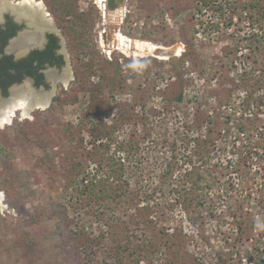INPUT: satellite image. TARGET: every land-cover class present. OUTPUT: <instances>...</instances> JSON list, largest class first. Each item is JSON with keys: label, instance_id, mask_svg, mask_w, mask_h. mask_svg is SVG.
Returning a JSON list of instances; mask_svg holds the SVG:
<instances>
[{"label": "rangeland", "instance_id": "374dc122", "mask_svg": "<svg viewBox=\"0 0 264 264\" xmlns=\"http://www.w3.org/2000/svg\"><path fill=\"white\" fill-rule=\"evenodd\" d=\"M240 1L231 13L229 4L227 12L219 10L221 4L201 11L209 3L201 5L199 0H125L121 18L125 22L115 32L121 29L126 36L162 47L138 55L115 49L110 45L114 36L106 42L111 53L98 41L89 43V38L82 37L81 59L87 67L79 74L82 84H73L52 110L36 108L30 112L32 116L18 115L10 125L0 127L3 246L11 245L15 237L17 244L23 243L31 215L48 214L49 205L62 202L70 209L65 244L58 250L60 264H259L258 254L264 249V238L259 236L264 233V130L248 127L246 134L239 136L240 126L229 128L220 103L231 99L232 105L239 104L249 96L253 106L246 110L255 114L254 107L264 99V18L260 27L249 15L239 14L258 2L262 16L264 0ZM81 5L87 9L86 3ZM89 6L93 21L89 17L88 25L94 27L93 32L96 28L100 31L105 26L99 10L94 4ZM94 35L98 40V33ZM73 45L78 56V41ZM175 47L183 49L179 56ZM181 94L183 100L178 101ZM258 115L264 121V106ZM104 125L114 126L111 137L94 140L89 131ZM198 137L200 141L213 139L210 156L196 150ZM117 141L125 145L141 142L145 152L142 157L141 149L132 152V160L126 161L131 186L123 188L120 197L107 200L113 219L126 227L122 245L129 244V248L119 254L110 249L116 247L115 242L89 243L85 235L80 239L69 235L70 231L80 232V217L90 208H83L75 198L78 186L72 183L73 165L80 162L87 168L85 173H92L102 161L107 169L114 158L126 157ZM45 144L58 152L52 162L56 167L42 162ZM171 159L176 167L169 180L164 173ZM193 168L213 178V189L206 190V205H198L202 193L191 181L183 188L186 182L182 179L189 172L193 175ZM192 177L196 179V175ZM14 178L17 182L12 184ZM25 180L36 189L34 197L16 195L17 186ZM179 192L186 194L184 202H178ZM209 204L215 207L210 210ZM94 209L102 208L96 205ZM257 212L262 227L246 225L244 221ZM43 225L50 229L56 223L51 220ZM86 226L90 234L102 231L109 235L105 221L94 220ZM148 256L154 259L146 261ZM14 258L15 264L28 261L27 255L6 256L0 264L12 263Z\"/></svg>", "mask_w": 264, "mask_h": 264}, {"label": "trees", "instance_id": "16d2710c", "mask_svg": "<svg viewBox=\"0 0 264 264\" xmlns=\"http://www.w3.org/2000/svg\"><path fill=\"white\" fill-rule=\"evenodd\" d=\"M235 2L236 3L229 4V6L232 5V7H230L231 13L234 10V7L237 4L239 5L241 1L236 0ZM211 6L212 5L206 4V7H209V9L211 8ZM223 6L224 5L221 4L219 8V10H221L222 12L225 9V6L224 7ZM244 8H247V10H245ZM244 8L241 9L239 14L240 15L246 14L245 16L249 15L248 18L251 19L252 22H256V23L258 22L257 24L258 26H260V21L262 20V18H264V11H263L262 16L258 13V11L259 12L262 11V7L259 5V3L253 2L249 4L248 7H244ZM248 97L249 96H245V99L242 102H240L239 104L234 103L233 105L231 104L232 102L231 99H223L220 101L222 106H224L226 124L231 129L233 127L235 128L236 126H240L239 127L240 129L238 128V130H240L239 136L241 134H246L245 132L247 131L248 127H256L259 132H262L264 130L263 129L264 121L263 120L261 121L258 115L261 113V108L264 106V99L261 98L263 102L261 104L257 102V106L254 107L256 109L255 114H254L253 112L248 113L247 112L248 110H246V107L253 106L250 103L251 101H249ZM177 100L178 101L183 100L182 94L179 95ZM247 101H249V104L247 103ZM53 107H54V104L47 110L50 111L53 109ZM221 114L222 112L219 113L218 116L221 117L222 116ZM244 116H245V119H243ZM83 122L87 123L88 120H84ZM83 122L81 123L82 126H83ZM213 122L214 121L211 120L209 124L211 125ZM256 122H259V124L257 125ZM84 128H86L85 125H84ZM112 128L114 129V126L104 125L101 128H95L92 130L89 129L91 130L89 131V133L93 135V138L95 140V139L101 138L102 136H109L111 133L114 132ZM22 130L24 132L23 134H25L26 137L27 136L29 137V134L27 133V131L24 128H22ZM208 132L210 131L208 130ZM195 140L198 141V143L195 144L196 150L199 153L202 152L203 153L202 156H205V154L210 156L211 150H212L211 147L214 144L213 139L210 137H206V138H202V140L200 141V137H198V138H195ZM261 140L264 141L263 138ZM117 142L119 144L118 146L119 151L122 150L123 148L125 149L126 157H123V158L118 157V159L114 158L110 164H107V169L104 170L102 161L98 162L97 164L98 169H96L92 173L91 172L85 173L87 168H85V165L80 162L75 163L73 165V169L71 171L72 174H74L72 183L78 186L76 187L77 194L75 195V198L77 202L79 201L82 203L83 208H87V207H90V208L89 209L87 208L86 213L82 217H80L81 219V222H80L81 225L79 226L80 232L78 230L70 231L69 235H71V238H78V239H80V236L85 235L86 238L90 240V242L88 240L89 243H92V241H94L99 244L101 240H106L108 243L115 242L116 247L114 248L112 247L110 249L115 250V251L117 250L116 253L119 254L124 249L127 250V248H129L128 246L129 244L126 246L122 245L123 240L126 236V233L124 231L126 230V227L121 225L122 222L120 223V221H115L113 219V216L108 211L109 206H112V205H108L107 200L108 198L113 200V199H116L117 197H120L121 194L125 190L123 188L126 187L127 189L128 187L131 186L129 179L126 177V167H127L126 161L128 160V162H130L132 160V157L135 155V153L137 154L138 152H140V149H141V157L145 155V152H142L143 149H142L141 142L131 141L130 143L128 141L126 145L124 143L121 144L119 141ZM140 143H141V146H140ZM104 146L107 147V145H104ZM44 148H46L47 153L43 156L42 162L44 163L46 167H51V168L56 167V165L53 164L52 162L57 157L58 152L53 151L52 148L49 147L47 144H45ZM156 148H157V145H155L154 150H156ZM97 152L98 151H95V153ZM132 152H135V153H132ZM154 154H155V158H158L159 152L157 154L156 153ZM209 156L207 158H209ZM239 163H240V160H238V164ZM166 167L167 169L164 175L165 176L169 175L168 176L170 177L169 180H172V177L174 176V173H175V167H176L175 162H173V159H171V162H168V164H166ZM195 170L196 169H194V171L192 172L194 173ZM236 171H238L237 166L235 168V172ZM23 175L28 176V173H23ZM193 175H196V179L194 180H192ZM193 175L191 172H189V174H187L186 177L182 179V181L186 182L183 184V188L188 187L189 182L191 181L190 184L192 185V187L202 193V195L200 196L201 201L198 202V205L199 206H202V204L206 205V202L204 201L205 196L208 194L206 193V190L209 191L213 189L214 186L211 183L213 178H211L210 174L205 176L204 174L201 173L200 170L195 172ZM79 176L81 177L78 178ZM187 176L189 177V179ZM76 178H78V180H76ZM10 182L14 184V182H17V179L14 178L10 180ZM243 182L244 181L242 180V183ZM221 191H223V189H221ZM36 192H37L36 189L31 188L30 180L22 181L21 184L17 186L16 188V193H17L16 195L20 197L28 196V195L34 197L36 195ZM176 196H177L178 202H184L186 199V194H183L181 192H179L178 195ZM247 196L248 197L250 196L249 193H247ZM96 205H99V206L101 205L102 209H94V206ZM208 207H207L208 209L212 210V208H214L215 205L209 204ZM69 209H70L69 205L65 203L53 202L51 205L48 206V210H49L48 214L44 213L40 216H37L35 214L31 215V220L28 222V225L25 228V233L23 234V238H22L23 243L17 244V241H16L17 237H15L14 240L12 239V244L5 247L3 246V243L0 239V263H2L1 260H3L6 256H13L17 258L18 256H20L24 258L27 255L28 261L26 264H39V263L40 264H60L59 263L60 251L58 250L59 248L62 249L65 244V240H66L65 239V236H66V232H65L66 222L65 221H66L67 214L69 213ZM257 217L260 218L258 212L252 213V218L251 219L247 218V220L244 221V223L246 225H249V224L254 225L257 221ZM3 220H4V216L0 214V224ZM51 220H54L56 225L50 229L44 228L43 224ZM94 220L98 221L99 223H102L104 221L107 222V225L109 226L108 236H105V234L102 231L99 232V234L91 233L92 235L86 232V229H85L87 227L86 224L87 223L93 224ZM240 224L242 223L240 222ZM19 226L21 227V225ZM31 226L35 227L36 230L32 229ZM11 228H13V226ZM259 236L260 238H264V233H260ZM19 249H22V251H20ZM260 250L262 251L260 252V254H258L257 263L264 264V249H260ZM61 254H62L61 256L65 255L63 253ZM151 259L153 260L154 257H150V256L146 257V261H149ZM250 260L251 262L253 261L252 256L250 257ZM15 261H17V259L14 258V261H12V263H7V264H15ZM196 264H202V263L198 262Z\"/></svg>", "mask_w": 264, "mask_h": 264}, {"label": "flooded vegetation", "instance_id": "af4514ba", "mask_svg": "<svg viewBox=\"0 0 264 264\" xmlns=\"http://www.w3.org/2000/svg\"><path fill=\"white\" fill-rule=\"evenodd\" d=\"M24 1L12 0L0 13V105H6L16 92L25 90L27 94L32 91L34 95H50L44 108L48 109L71 90L73 84L81 85L79 74L87 68L81 59L85 47L83 36L89 38V43L98 41L108 53L111 51H108L106 42L113 36L117 44L113 40L110 45L120 49L121 53L139 52L135 47L124 49L119 37L122 34L129 40L141 39L126 36L120 28L115 32L116 27L125 22L124 18L121 21L125 0H27L26 9H23ZM82 3L87 4V9L81 7ZM89 4L98 8L101 24L105 26L100 31L95 29L98 40L94 27L87 22L89 17L93 21ZM75 40L80 49L78 56L73 45ZM158 49L162 47L156 46L155 50ZM174 49L178 54L183 51L180 47ZM18 115H22V111H18Z\"/></svg>", "mask_w": 264, "mask_h": 264}, {"label": "bare ground", "instance_id": "6f19581e", "mask_svg": "<svg viewBox=\"0 0 264 264\" xmlns=\"http://www.w3.org/2000/svg\"><path fill=\"white\" fill-rule=\"evenodd\" d=\"M11 1L12 0H0V13L1 11L9 7ZM26 1L27 0H25L22 3L23 9H26V3H27ZM119 41L121 42V45L123 46L124 49H129V48L133 49L135 47V49L139 51L137 52V55L140 53L154 51L156 48V45L152 44L151 42H147L143 40H129L122 34H120ZM20 92L22 93L16 92L15 97L6 105H0V127L1 128L7 125H10L13 122L14 118L17 116L18 111H22V114L24 116H29L30 112L33 109L45 108L49 103L50 95H34L31 93L32 91L27 94L25 90L20 91ZM2 200H3V197H2V194L0 193V203H2Z\"/></svg>", "mask_w": 264, "mask_h": 264}, {"label": "built area", "instance_id": "2783aa9c", "mask_svg": "<svg viewBox=\"0 0 264 264\" xmlns=\"http://www.w3.org/2000/svg\"><path fill=\"white\" fill-rule=\"evenodd\" d=\"M199 1H200L201 5H203L204 2L205 3H209L210 5H213V4H223L225 6V9L224 10H226V12L228 11L226 6L228 4H230V2H231V0H199ZM202 11H207L206 6H205V8ZM198 15H200V14H198ZM199 34H201V33H198V35Z\"/></svg>", "mask_w": 264, "mask_h": 264}, {"label": "clouds", "instance_id": "9594fccd", "mask_svg": "<svg viewBox=\"0 0 264 264\" xmlns=\"http://www.w3.org/2000/svg\"><path fill=\"white\" fill-rule=\"evenodd\" d=\"M256 227L257 228H261L262 227L261 222L259 221V219H257V221H256Z\"/></svg>", "mask_w": 264, "mask_h": 264}]
</instances>
